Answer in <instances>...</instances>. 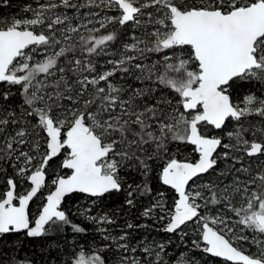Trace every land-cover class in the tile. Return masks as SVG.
<instances>
[{"label":"snow or ice","instance_id":"obj_1","mask_svg":"<svg viewBox=\"0 0 264 264\" xmlns=\"http://www.w3.org/2000/svg\"><path fill=\"white\" fill-rule=\"evenodd\" d=\"M23 12L0 19V264H33L9 237L66 227L63 264H199L197 250L264 264V0H33ZM245 84L259 93L234 101ZM73 196L91 206L66 211ZM113 196L129 209L149 199L141 216L191 248L134 240L124 227L146 225H118L101 208Z\"/></svg>","mask_w":264,"mask_h":264},{"label":"trees","instance_id":"obj_2","mask_svg":"<svg viewBox=\"0 0 264 264\" xmlns=\"http://www.w3.org/2000/svg\"><path fill=\"white\" fill-rule=\"evenodd\" d=\"M33 3V0H7V4H4L0 0V19H9L15 16H25L29 15L23 12V8L26 4ZM85 11V10H82ZM114 14V13H109ZM111 28V26H109ZM131 29H129V32ZM123 41H128V35L121 37ZM108 57L99 58L100 63H103ZM248 91H256L259 93V88H253L251 84H245L241 86L233 96L234 101L242 100L243 96ZM203 179L207 180L208 177L205 176ZM161 188L158 181L154 182L153 188ZM171 203V200H169ZM90 205V201L86 198H78L73 196L67 198L65 201V210H71V213L74 214L78 207H83L84 205ZM150 205V201L147 198H141L136 208L129 209L127 205L123 204L122 196H113L112 198L106 200L104 205H101L105 211L116 212L117 224L121 227L126 226L127 223H132L135 225H146V227H134L133 229L124 230L130 232L134 240H146L149 242H160L167 243L171 241L168 251L170 253L175 252L179 253L185 251L186 248L190 249L191 245L185 240L179 239L176 234L165 233L163 229V222H160L155 219H148L141 216V212L144 207ZM99 211L100 209H96ZM75 222L79 223L80 218L74 216ZM87 228H91L90 225H84ZM119 231V229H115ZM93 233L91 230L86 237H77L78 240L87 239L91 241ZM99 237L97 236V239ZM10 241L19 240L21 241L20 249L18 252L19 256L30 258L33 261V264H63V260L67 257L68 246L73 239V233L70 228H65V231L62 233L52 232L50 235L39 238H27L23 235L16 237L12 236L8 238ZM194 255V259L199 262V264H227V262L220 260L218 258L211 257L208 254L202 253L200 251H195L190 253Z\"/></svg>","mask_w":264,"mask_h":264},{"label":"water","instance_id":"obj_3","mask_svg":"<svg viewBox=\"0 0 264 264\" xmlns=\"http://www.w3.org/2000/svg\"><path fill=\"white\" fill-rule=\"evenodd\" d=\"M209 255V254H208ZM211 256V255H210ZM212 257V256H211ZM214 258H218V257H214ZM218 259H220V260H223V258H218ZM224 261V260H223Z\"/></svg>","mask_w":264,"mask_h":264}]
</instances>
